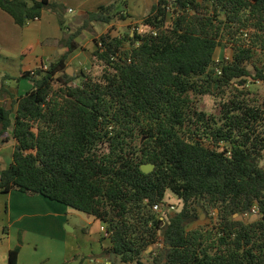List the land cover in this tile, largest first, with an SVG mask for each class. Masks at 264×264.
I'll return each instance as SVG.
<instances>
[{"label": "trees", "instance_id": "trees-1", "mask_svg": "<svg viewBox=\"0 0 264 264\" xmlns=\"http://www.w3.org/2000/svg\"><path fill=\"white\" fill-rule=\"evenodd\" d=\"M118 2L89 12L70 33L61 5L0 0L19 27L54 11L67 50L48 70L23 74L33 87L14 122V109L0 108V141L16 143L1 193L42 196L96 218L109 235L104 255L123 264L145 256L151 264H264V101L252 103L247 91L264 83V0H158L142 19L147 32L94 40L100 81L56 78L83 31L135 21ZM222 45L232 59L217 64ZM227 91L218 116L198 110L200 98ZM148 164L155 168L146 174ZM168 191L183 206L163 217L153 207ZM253 207L259 218L251 221L244 215ZM201 212L215 223L190 229ZM21 246L8 264H18Z\"/></svg>", "mask_w": 264, "mask_h": 264}, {"label": "crops", "instance_id": "crops-1", "mask_svg": "<svg viewBox=\"0 0 264 264\" xmlns=\"http://www.w3.org/2000/svg\"><path fill=\"white\" fill-rule=\"evenodd\" d=\"M118 1L49 0L64 7V17L75 15L68 22L70 33L81 26L89 12ZM157 2L126 0L125 4L121 2L124 7L118 11L125 10L137 23V20H142L151 12ZM133 23L131 20L116 21L107 27L98 28V25H94L90 31H83L76 39L80 47L66 61L64 75L73 78L82 73H94L97 68L93 55L97 49L94 40L107 33L115 36L122 27ZM114 27H117L116 30ZM63 38L64 31L57 14L52 10H46L41 19L19 27L9 14L0 9V89L4 86L6 91L3 95L0 93V108L14 109L12 122L15 120L17 102L33 87L30 80L22 77L23 74L44 66L50 67L58 61L67 51L61 42ZM225 54L230 53L220 46L215 58ZM9 135L13 137V129L9 130ZM15 149L13 140L6 144L0 141V171L5 170L1 168L3 164L7 165V169L11 166ZM5 195L8 199V247L5 251L0 250V264H8L9 252L18 246L16 236L20 231L23 244L18 264H61L64 259L67 264H123L116 258L113 260L112 254L104 255L110 247V240L103 230V224L96 218L42 196L31 197L17 190ZM64 215L71 216L76 222H70ZM63 221L68 222L65 228ZM147 263V260H142V264Z\"/></svg>", "mask_w": 264, "mask_h": 264}, {"label": "rangeland", "instance_id": "rangeland-1", "mask_svg": "<svg viewBox=\"0 0 264 264\" xmlns=\"http://www.w3.org/2000/svg\"><path fill=\"white\" fill-rule=\"evenodd\" d=\"M172 1H174V0H172ZM122 7H124V4H122L121 2H118V4H117L118 10H120ZM64 18H65L64 21H65L66 25H69L68 22L71 21L72 19H74L75 15H66V17H64ZM96 25H98V28L107 27L106 25H103V24H96ZM114 28L116 30L117 27H114ZM134 29H136V31L139 33L147 32V29H146V27H144L142 20H139V21L137 20V23L134 21V23L128 27H122L120 30H118V32L115 34V36H119V35L123 36L126 33H132V31ZM221 48L231 54L230 48H226L223 45L221 46ZM257 65L264 67V54L260 53L259 56L257 57ZM104 73H105V68H104L103 64L97 62L96 71L94 73H90L89 75L88 74L87 75L92 77L95 81H100L102 79V76L104 75ZM78 83H80V81L74 82V85H77ZM247 91L250 93L248 100H250L252 103L255 102L254 104H257V105L258 104L260 105L263 103V101H264V83L263 82H261V84H257L256 82H253V81L250 82V84L247 87ZM229 96H230V94L227 91V94L223 98L222 97H216V96L202 97L198 101V110L204 111L208 115L218 116L220 113V103L227 101ZM260 166L264 168V153H263L262 159L260 160ZM1 168L7 169V165L3 164ZM165 202L169 205L175 206L177 211H180L182 206H183L182 201H180L178 199V197L176 195H174L171 191H168L166 193ZM61 205H63V204H61ZM7 206H8L7 196L5 194L1 193V191H0V250H2V251H5L8 247L7 230L9 229V220H8L7 209H6ZM64 207H66V206L64 205ZM64 217L65 218L68 217L70 222H76L74 219H72L71 216L67 215V217H66V215H64ZM214 217H215V215H213V214H206L204 212H201L199 221L192 224L190 226V229L199 228V227L203 228V229H208L211 227L212 224L215 223ZM67 223H68L67 221H63L64 228H65ZM17 235L18 236H16V237H17L18 245L23 244L22 232L21 231L18 232ZM150 252H151V249H149V251L147 253H150ZM143 259L147 260L150 264V258L148 256H145ZM61 264H67L66 259H64V263H61Z\"/></svg>", "mask_w": 264, "mask_h": 264}, {"label": "built area", "instance_id": "built-area-1", "mask_svg": "<svg viewBox=\"0 0 264 264\" xmlns=\"http://www.w3.org/2000/svg\"><path fill=\"white\" fill-rule=\"evenodd\" d=\"M36 20H39V19H36ZM136 31V29H134L132 31V34ZM245 36L247 37L248 35L245 34ZM232 59V54H225L223 57L221 58H215V62L217 64H221L223 62H227V61H231ZM49 69V66H44L43 67V70H48ZM216 74L218 76H221V68H216ZM32 75H35V71H31L30 72ZM257 84H261V81H257L256 82ZM153 210L160 216H163L165 217L168 213L170 212H174V211H177L176 207L175 206H172V205H169L167 204L165 201L162 202V203H158L156 205H154L153 207ZM244 217L247 219V218H250V217H259V209L257 207H253L251 209V211L248 213V214H245ZM103 230L106 232L105 228H103ZM106 234L108 235V233L106 232ZM109 236V235H108ZM151 251H152V248H151Z\"/></svg>", "mask_w": 264, "mask_h": 264}, {"label": "water", "instance_id": "water-1", "mask_svg": "<svg viewBox=\"0 0 264 264\" xmlns=\"http://www.w3.org/2000/svg\"><path fill=\"white\" fill-rule=\"evenodd\" d=\"M65 74V71L59 73L56 78L60 77V76H63ZM155 166L152 165V164H148V165H143L142 166V171L146 174L148 173H151L153 170H154ZM259 217H252L251 218V221L255 220V219H258ZM112 259L114 260L115 259V255L112 254Z\"/></svg>", "mask_w": 264, "mask_h": 264}]
</instances>
